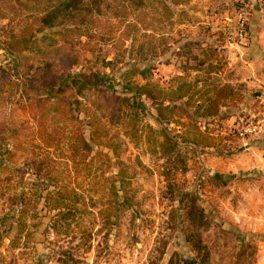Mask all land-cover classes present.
Listing matches in <instances>:
<instances>
[{"label": "rangeland", "instance_id": "374dc122", "mask_svg": "<svg viewBox=\"0 0 264 264\" xmlns=\"http://www.w3.org/2000/svg\"><path fill=\"white\" fill-rule=\"evenodd\" d=\"M165 1L171 22L157 14L147 19L152 29L136 33L138 45L146 43L147 60L137 53V42L132 50V39L124 36L128 22L142 19L135 11L126 20L104 17L100 29L106 34L82 37L75 48L80 63L68 71L109 75L121 91L120 73L135 62L151 66L147 79L136 77L140 83L166 88L182 75L195 85L198 104L222 94L217 116L197 114V127L213 137V145L178 120L159 121L150 99L139 124L166 129L171 146L151 150L145 138L134 140L120 130L121 166L105 174L94 169L83 176L65 144L46 154L55 166L51 175L61 179L50 182L37 166L46 147L41 140L27 143L20 160L5 163L9 177L0 178V264H264V0ZM243 13L248 37L232 44L228 36ZM9 23L0 19V39ZM27 55L31 64L42 60L37 47ZM15 64L0 43V123L7 134L13 121L30 133L37 118L24 105L34 91L21 85L18 78L25 75ZM79 97L86 101L94 94ZM2 144L4 156L11 144ZM60 185L72 193L65 205L52 208L48 191ZM198 235L200 247L193 242Z\"/></svg>", "mask_w": 264, "mask_h": 264}, {"label": "trees", "instance_id": "16d2710c", "mask_svg": "<svg viewBox=\"0 0 264 264\" xmlns=\"http://www.w3.org/2000/svg\"><path fill=\"white\" fill-rule=\"evenodd\" d=\"M135 11L143 14L142 19L128 22L124 36L132 39V50L137 42V53L142 60H147L146 43L138 45L136 33L139 29H150L153 21L148 22L147 19H157V14L171 22L173 11L165 0H0V19L10 21L8 27H3L5 38L0 39V43L14 56V69H23L25 76L18 78L21 85L34 91V96L27 97L24 106L37 118L35 128H28L30 133H25L26 127L20 122L13 121L7 134L5 123H0V129L3 128L0 148L4 140L11 144L5 148L4 156L0 154V178L3 175L9 177L6 175V170L10 169L8 162L20 160V152L26 148V144L37 140H41L47 149L41 153L45 157L37 158V166L40 171L46 170V175L49 173L50 182L61 180L59 175H51L50 169H55V166L50 165L52 159L46 155L50 153V148L60 149L66 144L74 168L82 170V175L86 177L89 174L92 176L94 169L102 170L105 174L106 170L122 163L119 159L120 130L134 140L145 138L151 150L168 148L171 137L166 129L156 131L152 125L139 124L140 112L146 108L145 99L154 102L159 121L178 120L187 130H199L203 138L200 142L213 145L210 141L213 137L205 136L197 127V114L203 118L217 116L224 104L222 94L214 100L208 99L198 104L193 101L197 92L195 85L182 75H177L173 84L166 88L150 81L140 83L136 77L147 79L151 66H141L135 62L120 73L121 91L116 90V84L109 75L94 73L90 76L68 71L80 63L75 48L82 43V37L86 36L89 40L104 37L106 32L100 29L104 17L126 20ZM14 22H19V27L17 24L11 26ZM107 26L111 28L112 24ZM36 47L42 60L38 64H31L27 52ZM150 48L154 53L155 47L150 45ZM88 90L93 91L94 98L82 101L79 94ZM234 94V91H230L228 95ZM114 129L116 131L113 132ZM92 151L95 153L89 158ZM119 175L124 180L123 167H120ZM62 186L53 192L48 191L47 198L53 194L52 208L65 205L64 198L72 193ZM197 219L203 223L204 217L197 215ZM186 238L189 241L191 237ZM198 239L196 236L193 242L200 247L199 235Z\"/></svg>", "mask_w": 264, "mask_h": 264}, {"label": "built area", "instance_id": "2783aa9c", "mask_svg": "<svg viewBox=\"0 0 264 264\" xmlns=\"http://www.w3.org/2000/svg\"><path fill=\"white\" fill-rule=\"evenodd\" d=\"M247 25H248V15L246 13H243L238 18V23L234 29V32H230V35L228 36L229 41L233 44H239L242 43L245 39H247ZM254 129L248 128L246 129V132H252Z\"/></svg>", "mask_w": 264, "mask_h": 264}]
</instances>
